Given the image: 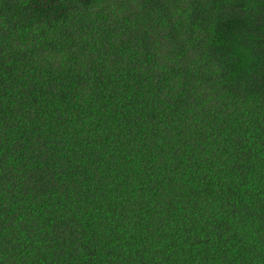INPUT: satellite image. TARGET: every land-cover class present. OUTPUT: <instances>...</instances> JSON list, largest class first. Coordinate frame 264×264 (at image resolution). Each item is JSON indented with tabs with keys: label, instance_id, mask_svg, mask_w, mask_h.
<instances>
[{
	"label": "trees",
	"instance_id": "trees-1",
	"mask_svg": "<svg viewBox=\"0 0 264 264\" xmlns=\"http://www.w3.org/2000/svg\"><path fill=\"white\" fill-rule=\"evenodd\" d=\"M0 264H264V0H0Z\"/></svg>",
	"mask_w": 264,
	"mask_h": 264
}]
</instances>
